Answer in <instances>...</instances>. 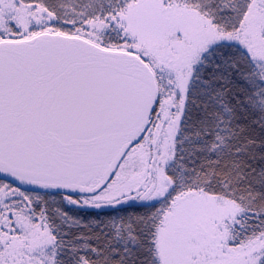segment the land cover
Masks as SVG:
<instances>
[{
  "label": "snow or ice",
  "instance_id": "obj_1",
  "mask_svg": "<svg viewBox=\"0 0 264 264\" xmlns=\"http://www.w3.org/2000/svg\"><path fill=\"white\" fill-rule=\"evenodd\" d=\"M0 264H264V0H0Z\"/></svg>",
  "mask_w": 264,
  "mask_h": 264
}]
</instances>
